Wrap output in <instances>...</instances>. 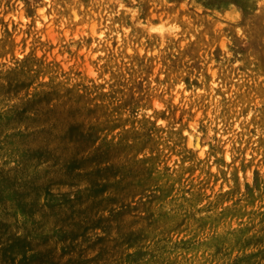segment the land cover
Instances as JSON below:
<instances>
[{
  "label": "rangeland",
  "instance_id": "1",
  "mask_svg": "<svg viewBox=\"0 0 264 264\" xmlns=\"http://www.w3.org/2000/svg\"><path fill=\"white\" fill-rule=\"evenodd\" d=\"M0 264H264V0H0Z\"/></svg>",
  "mask_w": 264,
  "mask_h": 264
}]
</instances>
